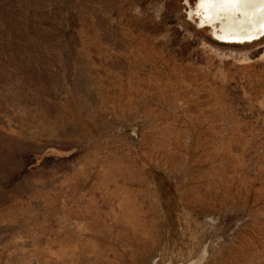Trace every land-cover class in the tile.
<instances>
[{
	"label": "rangeland",
	"instance_id": "rangeland-1",
	"mask_svg": "<svg viewBox=\"0 0 264 264\" xmlns=\"http://www.w3.org/2000/svg\"><path fill=\"white\" fill-rule=\"evenodd\" d=\"M197 2L0 0V264H264V35Z\"/></svg>",
	"mask_w": 264,
	"mask_h": 264
},
{
	"label": "water",
	"instance_id": "water-1",
	"mask_svg": "<svg viewBox=\"0 0 264 264\" xmlns=\"http://www.w3.org/2000/svg\"><path fill=\"white\" fill-rule=\"evenodd\" d=\"M198 7H201V10L204 13V17H200V23L201 25H209L213 24V21H220L222 23L221 31L216 33L217 40L220 42H226V43H232V42H245V41H251L254 39H258L261 36L264 35V27L263 29H256V27H251L250 29L248 27L241 28L237 31H233L230 27V23H233L231 18H229V12L231 11L230 7H227L226 3L221 2L218 3L215 8H212L210 5V0H198L197 2ZM264 13V4L254 8L252 10V13H254V16H259L261 13ZM233 17L241 18V13L239 11L235 10V14H232ZM221 17H224V19ZM236 18L234 19V22L236 21ZM228 34H236L240 37L238 38H228L225 37Z\"/></svg>",
	"mask_w": 264,
	"mask_h": 264
},
{
	"label": "bare ground",
	"instance_id": "bare-ground-1",
	"mask_svg": "<svg viewBox=\"0 0 264 264\" xmlns=\"http://www.w3.org/2000/svg\"><path fill=\"white\" fill-rule=\"evenodd\" d=\"M224 2L226 3L227 7L231 8V11L229 12V18L233 21V23H230V27L233 31H237L241 28L248 27L249 29L251 27H256L257 29L261 28L263 29V21H264V13L262 12L259 16H254L252 13V10L254 8H257L264 4V0H210V6L212 8H215L217 4ZM236 11L242 12V17L238 18L237 21L234 22V18L232 14H235ZM231 35V38H234L235 36H239L236 34H229ZM240 37V36H239Z\"/></svg>",
	"mask_w": 264,
	"mask_h": 264
}]
</instances>
